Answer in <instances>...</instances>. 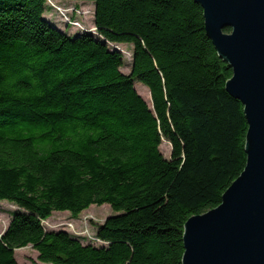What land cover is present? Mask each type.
<instances>
[{
    "label": "trees",
    "instance_id": "trees-1",
    "mask_svg": "<svg viewBox=\"0 0 264 264\" xmlns=\"http://www.w3.org/2000/svg\"><path fill=\"white\" fill-rule=\"evenodd\" d=\"M52 1L93 3L100 38L55 27L48 0H0V202L18 208L0 264L27 247L43 264H183L187 221L219 207L247 162L244 106L203 8ZM109 44L133 47L130 75ZM104 205L115 215L96 226L100 245L43 225Z\"/></svg>",
    "mask_w": 264,
    "mask_h": 264
},
{
    "label": "water",
    "instance_id": "water-1",
    "mask_svg": "<svg viewBox=\"0 0 264 264\" xmlns=\"http://www.w3.org/2000/svg\"><path fill=\"white\" fill-rule=\"evenodd\" d=\"M195 2L233 70L226 90L244 106L247 162L219 207L187 221L183 264H264V0Z\"/></svg>",
    "mask_w": 264,
    "mask_h": 264
},
{
    "label": "rangeland",
    "instance_id": "rangeland-1",
    "mask_svg": "<svg viewBox=\"0 0 264 264\" xmlns=\"http://www.w3.org/2000/svg\"><path fill=\"white\" fill-rule=\"evenodd\" d=\"M55 5L62 8L63 10H69L67 12L68 16L80 22L84 28L83 30L73 29L71 32H68V34L74 35L80 34L81 32H90L95 37L100 38L95 27V6L93 3L60 2L55 3ZM74 8L81 12V15H78L75 11H72ZM50 10V13L46 12L44 17L50 22L53 21L54 23H52L55 25V27H58L61 31H64L63 26L60 25L61 19L63 20L62 12H58L52 7H50ZM109 47L113 51H119L122 53L124 67L121 69V71L125 75H130L133 65V47L129 45L116 44H109ZM135 87L138 94L148 104V102L151 101L148 88L141 83H136ZM161 152L167 159H170L171 145L164 141L161 147ZM16 211H18V208L15 205L6 201L0 202V235H3L6 232L12 216ZM113 215H115V213L109 205H104L101 207L91 206L88 210L82 213L78 219H73L69 213H55L49 220L43 222V225L47 231H66L73 235V233L70 232V229L66 226L67 224L72 223L76 226V232L78 233L95 234L97 232L96 226L104 224L106 220ZM15 257L18 264H43L38 259V253L34 251L32 247L17 250L15 252Z\"/></svg>",
    "mask_w": 264,
    "mask_h": 264
},
{
    "label": "built area",
    "instance_id": "built-area-1",
    "mask_svg": "<svg viewBox=\"0 0 264 264\" xmlns=\"http://www.w3.org/2000/svg\"><path fill=\"white\" fill-rule=\"evenodd\" d=\"M55 3H60V2L48 0V5L50 7L55 8L58 12H62L63 20L61 19L60 25L63 26V29L70 30V31L73 30V29H78V30H83L84 29L83 26L80 24V22H78L77 20H75L72 17H69L68 16L67 12L69 10H63L62 8L56 6ZM62 3H65V2H62ZM72 11H75L76 14L81 15V12H79L75 8ZM81 33H83V32H81ZM66 226L70 229V232H72L74 236L80 237V238L81 237H84L83 239L87 240V242L92 243L94 245H100V244H102V242L97 238L96 233L95 234H90V233H88V234H82V233H78V232H76V226L74 224H72V223L67 224Z\"/></svg>",
    "mask_w": 264,
    "mask_h": 264
}]
</instances>
